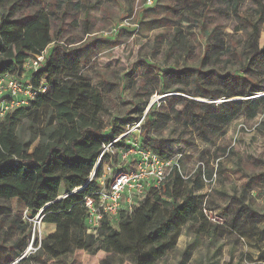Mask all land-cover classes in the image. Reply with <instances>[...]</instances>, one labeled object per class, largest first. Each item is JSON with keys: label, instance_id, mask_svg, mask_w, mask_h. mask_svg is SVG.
<instances>
[{"label": "trees", "instance_id": "1", "mask_svg": "<svg viewBox=\"0 0 264 264\" xmlns=\"http://www.w3.org/2000/svg\"><path fill=\"white\" fill-rule=\"evenodd\" d=\"M185 1L190 10L199 11L201 3ZM26 2V8L33 12L23 15L22 1L0 0V78L17 79L26 74L30 76L28 84L17 80L35 93L32 99H26V106L0 118V203L17 200L29 218L40 213L41 223L55 228L37 244L35 237L31 239L30 224L21 220V214L7 223L4 218L0 219V264H51L61 262L76 251L94 255L100 250L128 257L134 264H156L173 248L171 237L188 224L198 225L195 229L198 235L205 233L213 237L225 232L218 225L209 224L204 203L194 196V186L189 187L179 167L173 166L164 183L158 189L150 188L131 213L120 211L118 232L104 218L97 237L86 233L84 201L96 191V182H88L90 174L100 157L96 177L101 175L105 163L113 167L112 163L118 161L119 152L128 148V142L123 143L124 138L113 141L126 130L124 126L112 124L109 135L100 133L96 123L103 110L101 93L78 68L77 53L71 52L70 59L66 55L61 59L55 56L61 36L52 34L55 14L37 7L33 0ZM244 2L220 0L234 14ZM256 18L257 22L250 25L255 33L264 15L257 12ZM90 34L86 31L84 36L88 38ZM169 44L170 53L184 51L191 56L192 45L181 31ZM41 55L43 61L36 70L25 69L26 62ZM260 56H264V48ZM65 61L70 64L69 71L64 77H58L55 71ZM212 61L213 57L206 53L197 66L167 68L160 93L165 95L168 111L158 112L155 103L148 106L147 96L128 121L131 125L139 123L140 137L148 143L145 146L140 141L142 147L161 159H168L174 152L181 153L186 141L179 137L156 140L150 133H160L176 122L195 127L205 136L221 134L222 127L238 117L255 116L252 105L260 104L261 100L251 97L264 93V87H252L255 83L249 77H234L239 72L235 70L230 72L234 86L226 91L214 90L208 84V76L213 72L208 66L213 65ZM251 65L243 64L242 74L252 71ZM223 81L227 79L224 77ZM245 82L250 86L248 90L240 87ZM174 93L186 98H175L171 95ZM196 96L206 98L208 103L196 102L193 100ZM235 97L245 100L237 103L232 100ZM220 99L223 102L216 105ZM110 144L109 151H104ZM202 175V166H198L194 177L199 180ZM60 189H63L62 196ZM3 214L0 206V216ZM5 226L14 229L21 239L6 245L2 239ZM30 240L34 251L25 255Z\"/></svg>", "mask_w": 264, "mask_h": 264}, {"label": "rangeland", "instance_id": "2", "mask_svg": "<svg viewBox=\"0 0 264 264\" xmlns=\"http://www.w3.org/2000/svg\"><path fill=\"white\" fill-rule=\"evenodd\" d=\"M13 1H22L23 15L33 11L26 8L29 0ZM33 1L37 7L55 14L52 34L61 35L57 42L60 49L55 56L61 59L66 55L70 59L71 52L77 53L78 68L101 93L103 110L96 123L98 130L102 135H109L112 124L124 126L125 132L132 133L123 143H129L131 137H140V128L134 131L135 124L128 121L147 96L148 106L155 103L158 112L168 111L165 95L160 93L167 68L197 66L207 53L213 57V65L208 66L213 71L208 76L210 88L226 91L234 86L230 72L235 70L239 72L234 77H249L255 83L252 87H264V56H260L264 48V19L258 24L257 33L250 26L257 22V12L264 15V0H257L260 5L254 0H245L236 14L220 0H189L201 3L198 12L190 10L185 0H152V5L146 4L147 0ZM86 31L91 33L88 38L84 36ZM178 31L192 45L191 56L184 51L181 56L178 51L170 53L169 42ZM68 62L55 71L58 77L68 73ZM248 63H252V71L242 74L240 69ZM224 77L227 81L222 82ZM17 79L28 84L30 76L25 74ZM240 87L250 88L246 82ZM171 95L186 98L183 94ZM251 98L261 100L260 104L252 105L255 116L238 117L223 126L221 134L205 136L195 127L176 122L160 133H150L156 140L179 137L186 141L182 152H174L168 159L179 167L189 187L194 186V196L204 203L209 224L225 231L213 237L205 233L198 235L195 233L198 225L188 224L171 237L173 248L156 264H264V93ZM193 100L208 103L199 96ZM232 100L243 103L245 98ZM221 102L223 99L215 104ZM86 115L89 117V112ZM140 141L143 142L141 137ZM112 164V174L124 168L123 164L118 166V161ZM198 166L203 170L199 180L194 177ZM59 195H63V189ZM0 206L4 213L0 219L4 218L6 223L15 219V215H22L21 220L30 224L31 239L35 237L37 244L54 232L53 225L41 223L39 214L29 218L17 200ZM123 211L128 213L126 209ZM112 228L118 232L119 221ZM2 236L8 246L21 239V235L6 226ZM33 251L30 240L25 255ZM51 264L134 262L100 250L94 255L76 251L61 262Z\"/></svg>", "mask_w": 264, "mask_h": 264}, {"label": "built area", "instance_id": "3", "mask_svg": "<svg viewBox=\"0 0 264 264\" xmlns=\"http://www.w3.org/2000/svg\"><path fill=\"white\" fill-rule=\"evenodd\" d=\"M152 3V0L146 1V4ZM42 61L43 55L29 60L24 67L36 70ZM34 95L27 84H22L10 76L0 78V118L18 107L26 106V99H32ZM134 131H139V123L135 124ZM130 133L132 131H127L113 143L125 139ZM110 146L111 144L105 147L104 151H109ZM100 160L101 157L88 181L96 182V191L84 201L86 233L93 237H97L104 218L113 226L120 211L126 209L131 213L145 197L146 192L150 188L158 189L166 180L171 168L177 166L172 164L171 160L161 159L151 150L142 147L138 135L131 137L128 148L119 152L118 166L123 164V170L112 174V165L105 163L101 175L96 177Z\"/></svg>", "mask_w": 264, "mask_h": 264}, {"label": "crops", "instance_id": "4", "mask_svg": "<svg viewBox=\"0 0 264 264\" xmlns=\"http://www.w3.org/2000/svg\"><path fill=\"white\" fill-rule=\"evenodd\" d=\"M32 10H33V9H32ZM31 12H33V11H31ZM31 12H30V13H31ZM53 22H54V21H53ZM52 25H53V24H52Z\"/></svg>", "mask_w": 264, "mask_h": 264}]
</instances>
